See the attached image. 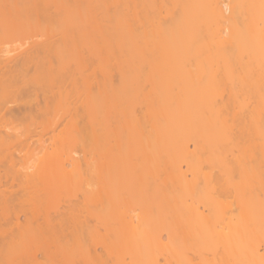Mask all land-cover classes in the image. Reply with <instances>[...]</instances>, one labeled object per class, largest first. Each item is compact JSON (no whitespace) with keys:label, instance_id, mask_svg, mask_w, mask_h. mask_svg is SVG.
Here are the masks:
<instances>
[{"label":"bare ground","instance_id":"1","mask_svg":"<svg viewBox=\"0 0 264 264\" xmlns=\"http://www.w3.org/2000/svg\"><path fill=\"white\" fill-rule=\"evenodd\" d=\"M55 1L0 0V34L7 35L21 30L25 25V16L29 17L26 24L28 28H38L42 21L48 24L55 21L61 16V9L66 4L64 1V4L62 1L61 4ZM99 1L103 17L108 18L109 21L111 19L110 22L117 20L120 30L124 28L123 19L130 21L128 24L134 20V25L135 22L138 24L144 22L143 25L140 23L141 27H144L141 28L142 30L127 28L131 30L128 44L129 46L132 44L137 55L132 53L125 63L120 62L123 65L119 63L116 67L101 64L103 66L101 113L103 114L100 123L98 120H96L98 124L90 121L88 129L94 124L92 133L90 131L89 136L86 134L95 143L96 140L93 139H96L98 133V140L99 132L101 133V151H99L100 147L97 148V151L101 152V163L99 162L101 165L98 162L96 166L94 165L95 176L93 174V178H97L95 180L97 183L100 184L101 181V192L95 189L100 194H96L90 199L91 201L83 200L72 204L77 191L89 188L90 183L93 185L96 182L94 180L91 182L90 178V181L83 179L78 182L64 180L60 172L70 166L80 167L81 163L78 162L79 160L75 162V158L68 155L65 149L64 152L62 149L58 152L52 151L49 156L47 154L48 140L63 123L66 128L79 129L84 126L82 124L84 121L80 123L78 119L80 116L76 117L78 114H71L74 118L69 114L72 117L70 119L67 114L56 115V118L54 116L52 128L50 127L52 136L48 139L44 138L46 134L37 132L36 127L39 124L37 116L32 115L30 123L35 125L36 130H33V133L35 131L34 134L38 135V138H34L33 133L27 137L21 132L2 130L0 126V245H18L24 251L36 247L37 249L31 254H27V261L30 264H44V261H47L46 264H67L69 260L67 255L57 258L60 246L95 243L103 235L106 242L108 240L116 246L117 243L127 241L133 245L134 240L136 244L142 242V245H147L145 247H149L148 244L151 245L152 242H155V246L158 243L157 246L161 247L162 251L165 250L164 253L168 252L165 253L168 256L164 257L166 263L170 264L174 258L176 262L183 259V249L175 251L177 249L170 244L171 242H167L172 246L170 250L169 244L162 241L164 235L162 236L161 233L145 236L143 234L140 238L132 231L135 220L139 219L145 223L152 212L159 211L160 215L161 210L162 212L181 210L176 213L177 215L185 210L187 213L205 217L204 210H208L218 213L212 224L215 228L214 235L212 234L210 238L213 246L218 244L223 247L232 261L239 262L241 259L249 258L255 264H264V252L261 253L259 244L250 246V242L245 249H241L242 245H238L240 242L238 239H241L242 234L245 235L247 226L250 225L249 220L258 226L261 221L264 222L262 220L264 207L260 206L263 205L262 202L257 211L243 207L249 198L264 194V180H261L264 177V45H262L264 44V12L258 9L263 7L264 0H208V2L203 0L206 2L205 6H200L202 0H171V8L169 9L168 6L165 8L167 17L164 15L166 19H162L165 26L160 27L158 33H154L157 27L151 26H157L158 20H155L163 14L161 10L152 11L153 9L148 8L154 0ZM71 2L68 3L72 5L70 8L78 7V4L81 7L82 1ZM255 4L261 5L258 7ZM111 5L114 6V10L110 9ZM52 8L54 10L51 11ZM185 15L191 18L193 24L186 30L183 29L185 24H179L180 19L176 22L179 17L183 22ZM170 20H174L172 23L174 27L172 24V27H167ZM42 25L44 24H41V27ZM163 28L166 30L164 31ZM101 32L104 34L102 29ZM103 34L101 37L104 40L106 34ZM108 39L110 38H106L105 41ZM194 41L202 46H199V49H203L200 51L202 50L201 54L204 55L199 54L202 57L187 60L186 57L176 56L177 50ZM259 42H262L260 46L257 45ZM52 45H44L41 52L24 51L27 53V57L24 54V59V56L22 59L18 58L19 53L0 60V92L11 93L12 101H17L20 95L32 91V96L22 104L17 102L15 107L0 105V124L6 120L15 123L17 122L15 119L20 118L22 114L41 115L44 107L47 109L50 102L56 101V99L52 101L53 99L45 94L44 87H38L30 82L44 80L43 82H47L46 85L51 87L55 81L62 79L53 63L52 54H55L56 48ZM251 97L252 101L255 99V103L252 104L254 106L251 111H249L250 107L246 111L249 106L247 101ZM186 103H198L200 107L192 108V115L188 117L184 115L186 114L184 110L180 109ZM235 107L241 111L235 109L234 116L232 111ZM235 111L240 114H236ZM245 111L248 114H244ZM230 112L238 122L233 121V124H229V119L226 118L224 122L221 121L223 124L220 122L217 123L219 125L214 124L215 120L216 122L223 120V117L220 118L223 114L232 115ZM84 115L83 120L88 117ZM87 120L85 124L89 122ZM95 125H101V130L95 129ZM210 127L211 129H208ZM136 129L137 138L129 139L126 132L135 133ZM198 129L203 140L209 138L206 140L207 143L221 134L223 143L217 144L216 147L213 144L212 147V142L209 143L210 145L207 143L204 145L201 143L202 138H199L200 142L198 139L196 142L194 140L195 143L191 147L187 143V137L191 132L196 133ZM86 138L82 139L84 145L88 141ZM95 150L93 149L94 152ZM26 157H33L36 163L15 168L16 162ZM86 159L85 163L90 167V160L88 157ZM204 160L209 170H204ZM250 173L255 176L253 181L251 180L252 184L247 179ZM155 182L160 183L152 187ZM57 192L71 194L68 200H63L68 203L56 201L54 205L49 206L53 194ZM205 192L209 194L206 199V196L204 200L202 196L198 197ZM215 193L222 195L223 198L214 195ZM137 210L140 212L137 213ZM209 213L212 215L211 212ZM117 214H120L123 217L120 218L122 222L126 221L131 228L124 225V229H117L116 226L105 222V218ZM201 220L203 222V219ZM165 222H168V219ZM208 222L209 220L206 223ZM170 223L162 226L169 232H167L169 241L170 238L175 240L173 237L175 232L172 234L170 230L171 227L173 229V223ZM98 225L102 227L104 225L102 233L98 231L97 227L101 229ZM142 227H138L139 230ZM259 229L262 230V227ZM139 230L135 231L140 233ZM131 231L137 235H134L137 238L133 237ZM261 234L264 240V229ZM235 236H238V239ZM173 248L175 250H172ZM109 250L105 251L109 252L115 264L138 263L133 254L130 261H126L124 255ZM244 252L246 256L243 257L241 254ZM104 260L106 261L101 258V264ZM227 261L230 263L229 259ZM242 261L245 260H241L239 264Z\"/></svg>","mask_w":264,"mask_h":264},{"label":"rangeland","instance_id":"2","mask_svg":"<svg viewBox=\"0 0 264 264\" xmlns=\"http://www.w3.org/2000/svg\"><path fill=\"white\" fill-rule=\"evenodd\" d=\"M47 1H51V2L53 1L54 2L55 0H47ZM60 1H62L63 4L65 2L67 5L65 4L64 8L61 9V11H62V12H60L61 16L59 18L57 17V19L55 21L49 22V24H48L47 22L42 21L43 18L41 17L42 18V19L40 18V20L42 21L41 24H44V25H42V27H41V24H39L40 26L38 25V28H28L26 26V24H27V20L29 17L25 16V18H24V20H25L24 24L25 25L22 27L21 30L15 31V32L7 34V35H1L0 34V60L3 59L4 57L7 58V56H9V55L15 56L16 54L18 55L19 53L20 54H19L18 58L22 59V56H24L23 57V59H24L25 55L27 57V53H29V52L33 53L36 51L41 52V50H42L41 48L44 45H46V44L52 45L53 44L54 47L56 48V50L58 51L57 52L55 50V54H52L54 56V57H52L53 63H54L55 69L58 68L60 78H62L58 82L55 81L54 85L51 87H48L46 85L47 82H45V83L43 82L44 80L43 81L41 80L42 82L38 81L36 83L34 81H30L31 84H34L38 87H40V86L44 87L45 89H43V90H44L45 94L47 96H50L51 99H53L52 101H54L55 99H56V101L50 102L47 109L44 107L41 110V112H43L41 115L40 114H38V115H36V114H22L20 116V118L15 119V121H17V122L13 123L11 120H9L11 122L6 120L4 122H1L2 124H0V126H2V130L6 129L5 131L8 130L11 132H13V131L21 132L23 135H26L28 137V136L32 135L33 130H36L35 125H33V124L31 125V123H30L31 117H32V115H33V117L37 116V120L39 121V124L36 127L37 132H42L43 134H46L44 138L48 139L52 136V131H51L52 126L51 125H52V121H54L53 120L54 116L56 118L57 117L56 115L67 114L68 118L70 119L72 117L74 118V115L72 116L71 114H78L76 117L80 116L78 118L80 120V123H81V121L85 122L88 119L87 120V122L89 121L87 123L88 125L83 122L82 124H84V126L79 127V129H77L75 127L66 128L64 126L65 124L63 123V125H61L58 129H56L53 137L48 140V142H47L48 143V153L47 154L49 156V154L52 151L58 152L59 150L63 149L62 151L64 152V149L67 150L68 151L67 154L72 156L73 158H75L74 159L75 162L79 160L78 162L81 163V166L80 167H71L70 166L68 169L61 171L60 175L64 178V180H67V181H73V182L77 181L78 182V181H81L83 179H85L84 181H86V179L89 180V178H90V180L92 182L93 180L94 181L97 180V178H93L95 176V169L94 168H96V167H94V165L96 166L101 161V158H100L101 152H99V151H101V139H100L101 133L99 132L98 140H97V137H98V133H97L96 139H93V141L96 140V142L93 143L91 141V138L88 136L92 133V127L94 124L92 126H90L91 129L90 128L88 129V127L92 121H94L95 124L100 123L99 120H101V114H103V112L101 113V68L103 67V66H101V64L102 65L107 64V65H112V66L116 67V64H119L120 62L125 63V61H127L128 58L131 57L132 53H133V55H134V53L137 55V53H136L137 51L135 50V52H134L135 48L133 49L132 44H130V46H129L128 42L130 39L129 36L131 34L130 31L132 30V28L134 27L133 29H135V31H139V29L142 28L141 24H140L142 22H140L139 24H138V22L137 23L135 22V25H134V20H133L130 23L131 25H133V26H131L130 24H128L130 21H128V20L126 21L125 19H123L124 20L123 21L124 22V28L123 29H125V28L126 29L120 30L118 27L120 24L117 23V20L114 21L115 20L114 19V20H112V22H110L111 19L109 21L108 18L103 17V14L101 12V2L99 0H95V2H93L94 0L93 1L92 0H85V1L80 0L83 2V3L82 2L80 3L81 7L78 4L79 8L76 6V7H73L74 9L70 8L72 5H68V3H72L71 2L72 0H69V2L67 0H56L55 2H60ZM80 1L78 0V3ZM202 1H200V2H202ZM90 2H91V4H89ZM98 2H100V3H98ZM168 2H170V3H168ZM168 2H167V0H163V1L162 0H154V2L152 4H150V6L148 7L151 10L153 9L152 11L161 10V12L163 14V15L158 16V17L162 16V18H158V17H157V19L154 18V19H156L155 21L158 20L157 21L158 24L156 22L154 24V25L157 24V26H151L152 28L157 27L154 30V33H158L161 30L160 27L162 28L165 26L162 23V19L163 18L166 19V17H167L166 16L167 11L165 10V8L167 6H168V8L170 7L171 0H169ZM206 2H208V0ZM206 2L203 1L202 4H200V6H205ZM60 4H61V2H60ZM262 4H263L262 5L263 7H261V9L259 7L261 4L259 6H258V4L257 5L255 4V6L259 7L258 8L259 11L263 10L262 11V13H263L264 12V3H262ZM171 6H173V5H171ZM113 8H114V6L111 5L110 9H113ZM255 9L258 10L257 8H255ZM255 9H254V11H256ZM52 10H54V8H52L51 11ZM140 10H141V8H140ZM112 13H113V11H112ZM198 13L201 15L200 11ZM185 16H183V17H185ZM179 19L181 22H179ZM199 19H201V18H199ZM164 20H163V22H166ZM177 20H176V22H179V24L180 23H181V25H182V23L185 24V26L183 25L184 30L188 29L191 25H193L191 18H189L188 16H186L184 18L183 22L181 20V17H179ZM170 21H172V20H170ZM170 21H168L169 24H167V27L173 26L172 23H174L173 22L174 20L171 23H170ZM200 21H202V20H200ZM106 22H107V24H105ZM109 23H111V24H109ZM114 23L116 24V26ZM143 23H142V25H143ZM171 24H172V26H171ZM262 24H263V22H262ZM136 25L139 28H137ZM260 25H261V23H260ZM127 28H130L131 30L128 29L129 30L128 31ZM101 29H102V31H104V34H103V32H101ZM110 29H111V31H110ZM157 29H159V30H157ZM163 30H164V28H163ZM128 33H129V35H128ZM101 34H103V35L106 34L105 35L106 37L104 40L101 37ZM112 37H113V39H111ZM106 38H110V39L105 41ZM109 40H110V42H109ZM260 44H262V42H259L257 45L260 46ZM262 45H264V44H262ZM262 45H261V47H263ZM199 46L202 47L200 45V43L194 41L192 44H189L188 46L186 45V46L181 47L179 50L176 51L177 53H175V54L179 58L186 57L187 60L200 58V57H202L201 55H204V54H201L203 49L200 48V49H202L200 51ZM263 49H264V47H263ZM26 50H28V52L24 53V51H26ZM199 54H201V55L199 56ZM104 58L110 60V61H108V60L106 61V62H109L110 64L104 62L106 60ZM102 60H104V61H102ZM182 60H184V58ZM113 64H115V65H113ZM121 65H123V64H121ZM39 93H40V95H42L41 91ZM12 96L13 95L11 93L0 92V105H1V107H5L6 105L15 107L18 104L17 102H20L22 104L24 100H27L28 98H30L32 96V91H29L27 93H24L23 95H20V97H19L20 99L17 101H12V98H13ZM249 99L250 100L247 99L248 100L247 106L248 105L249 106L246 108V111L248 110L249 107H250L249 111H251V109L254 106L252 104H253V102L255 103V99H254V101H252V97ZM250 102H251L252 106L250 105ZM183 106H184V108H183ZM183 106H181L180 109H183L184 112L186 113L184 115H187L188 117L190 115H192L191 113H192L193 109H197L200 107V105L198 103H191V104L186 103ZM194 106H196V107H194ZM235 109H236V107L232 111L233 114H234ZM236 110L238 111V109H236ZM240 111H238V112H240ZM246 111H245V113L242 112V114L243 113L248 114V112H246ZM238 112H236V114H240ZM69 114L72 117H70ZM86 114H88V115H86ZM89 114H91V115H89ZM104 114H105V112H104ZM233 114L232 115L226 114L227 116L225 114H223L226 117L224 118V116L222 115L220 118L223 117L222 118L223 120H220V118H218L220 121L216 122V120H215L214 124L216 125L219 122L221 124L222 123L221 121L224 122V119H226V118L229 119L228 120V123L230 122L229 124H231L233 121H237V120H234L233 117L235 116V114H234V116H233ZM83 115L88 116L87 119L85 117L84 118L85 120H83ZM230 116H232V117H230ZM94 117L97 119H95ZM167 117H168V115H167ZM96 120H98V123ZM235 123L236 122H234V124ZM217 125H219V124H217ZM33 126H34V128H33ZM96 126H97V128H96ZM100 127H101V125L100 126L95 125V129L99 128L98 130H101ZM208 129H211V127ZM86 130L89 132H87ZM45 131L47 133H44ZM90 131H91V133H90ZM197 132L193 133V134L191 132V135L190 134L188 135V137L190 136L189 137L190 139L187 137V143H189L191 145V147H193V144L197 141V139H198V142H200L199 138L200 139L202 138L201 133H199L201 131L198 129ZM34 133H35V131H34ZM251 133H252V131L250 132V135H251ZM84 135L87 136V138ZM126 135L129 139L134 140L138 136V131L136 129L135 133H134V131H131L130 133L126 132ZM221 135L220 136L218 135L219 137L216 136L217 137L216 139L214 138L215 140H217L216 144H215V140L213 138L210 139V141L212 142V145H211L212 147H214V145L216 147L217 144L223 143ZM34 138H38V135L34 134ZM85 138L88 141L85 142V145H84V144H82V141H83L82 139H85ZM89 140H90V142H89ZM192 140H193V142H192ZM194 140H195V142H194ZM206 140H209V138H206L205 140H203V138H202L201 143H203L205 145V143H207ZM88 142H89V144L92 142L91 145L87 144ZM211 142H209V143H211ZM97 143H99V144H97ZM209 143H207V144H209ZM207 144H206V146L208 147ZM83 145L86 148L82 147ZM99 147H100V150L97 151L98 150L97 148H99ZM93 149H96L95 150L96 153L93 151ZM85 155H86V158L88 157V159L90 160L89 161L90 167L88 166L89 168L87 167V165L85 163V161L87 160L85 158ZM32 158L26 157L25 159H21V160L17 161L15 164V168H22V167H25L27 165H34L36 162ZM84 158H85V160H84ZM202 162H201V164H203ZM204 163L205 164L203 165V168H205L204 170H207L208 168H206L207 165H206L205 160H204ZM2 173H4V170H2ZM93 174H94V176H93ZM91 176H92V178H91ZM254 177L255 176H253V174L250 173V175H248L247 179H248V181L250 180L249 182L251 183V180L253 181ZM261 180H264V177H262ZM96 183L93 184L94 186L97 185V186H95L96 188L93 185H91L92 183H90V186H88V187L89 188L92 187V188H90V189L86 188V189L77 191L76 196H74L73 197L74 199H72L73 200L72 204H74V202L78 203L79 201L81 202L83 200L93 199V197H95L96 194L97 195L100 194L99 192H101L100 191L101 181H100V184L99 183L96 184ZM159 183L160 182L153 183L152 187L158 186ZM91 189H93V191H91ZM95 189L98 190L99 192L97 193ZM205 193H207V192H205ZM205 193H202L203 195L200 194V196H198V197L202 196V200H204L203 198H204V196H206L205 197V199H206L209 194L208 193L205 194ZM70 195L71 194H69V193L66 195L64 193H61V192L54 193L53 198H52L53 200L49 203V206L54 205L56 203V201L68 200V198H69L68 196H70ZM214 195L217 196L220 194L215 193ZM261 195H263V196H261ZM219 197L223 198L222 195H220ZM261 202L263 205H260ZM66 203H68V202L63 201V204H66ZM259 205L264 207V194H260L258 197L256 196L253 198L252 197L249 198L245 202L243 207L251 208V210L257 211L258 208H260ZM138 210H137V213L140 212V211L138 212ZM166 211L162 212V210H161L160 215H159V211L158 212L157 211L152 212V214L149 215V219L147 221H145L146 225H145V223H143L144 221H140L139 219H136L137 221L135 220V222L132 226L134 229H132V231H134L135 234H138V236H140V238L143 234L145 236L146 234H148V235H151V234H154V235L157 234L158 235L159 234L160 235V233H161L162 236L164 235L163 236L164 238L162 237L163 238L162 241H164L166 244H169L171 242L170 244L173 245V247L175 249H177V250H175L173 248L172 250L178 251L179 249L180 250L183 249V252H184L183 259H181V261L179 260V262H176L177 260H175V258H174L175 261L171 260L172 262L171 263L169 262L170 264H177V263L178 264H227L229 262V261H227L228 259L230 260V263H228V264H234V263L239 264V262H241V260H245V261H242L243 264H255V263H253L254 261L252 262L251 259H249V258H248L249 259L248 260L245 258L241 259L240 257L239 258L241 260L239 262L233 260V261H235L233 263L232 259H230L229 256L226 254L225 249L223 247H221L220 245H218L216 243H215L216 244L215 246H213L214 244H211L212 240L210 238L212 237V234L214 235L213 232H215V231H213V229L215 230V228L212 227L213 226L212 224H214L215 217L218 216V213L213 212V211L204 210V216L205 217L200 215V217H201L200 218L198 215L195 214L197 216L196 217L194 215V213H192V214L189 212L187 213L185 210H182L183 212H181V213L179 212L178 215L176 213H178V211H181V210H175V212L173 210L174 213L170 210H166ZM209 212H211L212 215H210ZM162 213H164V215H162ZM228 213L234 214V215L237 214L236 212L235 213L234 212H228ZM229 214H227V215H229ZM165 215H166V217H165ZM207 215H209V216H207ZM108 216H110V215H108ZM122 216H123V214H122ZM159 216H161V217H159ZM162 216L165 219L164 218L162 219ZM120 218L121 219L123 218V217H121L120 214L111 215L110 218L109 217L105 218V222L108 225L116 226L117 229H124L125 228L124 225L128 226V224L124 220H123L124 222H122V220ZM181 218H182V220H181ZM167 219H168L169 223L170 222L173 223L172 224L173 229L170 226L171 227L170 230H172L171 233L175 232L173 237H175V240L177 239L178 241H175L172 238H170V241H169L168 230L166 231V229L164 230L162 228V226L163 227L165 226L163 224L168 223V222L164 223V221L165 220L167 221ZM201 219H203V222ZM205 219H206V221H204ZM207 219L209 220L208 223H206L208 221ZM254 219H253V221H254ZM259 219L261 220V218H259ZM262 220L264 221V218ZM250 221L251 220H249L250 225H249V223L247 224V225H249V227L247 226V228L249 230L247 229L248 231L247 230L245 231L246 236L242 234L240 236L241 239L237 238L239 235L237 237L235 236L240 241V242L238 241L239 242L238 245H240V246L242 245L241 249H245L246 247L249 246L250 242H251L250 246H251V244H259V247L261 246L260 251H262L261 253H263L264 249L262 247H264V240L262 238L263 236L261 234V231L263 232L264 222H262V221H261L262 223L258 222L259 223V226H258V224L256 225L255 222H250ZM256 221H258V219ZM138 222H139L140 226L138 225ZM102 224H104V223H102ZM136 224L139 228H141V226H143L142 229L139 230V228L137 226H135ZM152 224H154V225H152ZM197 224H200V225H197ZM101 225H98V226H101ZM207 225H208V227H207ZM128 227L131 228V226H128ZM260 227H262V230L259 229ZM102 228H104V225H103V227L101 226V229L99 227H97L98 231L101 233L104 231ZM137 229L139 230V232L140 231L141 232L140 233L136 232ZM151 229H152V231H151ZM177 230L178 231L181 230L182 232L181 231L177 232ZM198 230H201V231H198ZM257 230H260V232ZM132 231H131V233H132ZM235 231L237 232V230H235ZM176 233H178V234L175 236ZM180 233H182V234L180 235ZM135 234H133V237ZM236 234H238V232ZM209 235H210V237H209ZM135 236H137V235H135ZM100 237L101 238H98V242L95 241V243L92 242V243H84L82 245L74 244V245L60 246L58 248V251H57V254H58L57 258H61V257H63V255H67L69 257L67 264H101V258L106 259V261H107L106 264H115L112 261L113 258H111V256H109V254H108L109 252L105 251L106 249L107 250L110 249L109 251H111L115 254H117V252H119V254L124 255L125 258L127 259L126 261H130V258L133 254L135 261L137 259V261H136V262H138L137 264H139V262H140V264H167L165 257L168 255L165 253H168V252L164 253L165 250L162 251L161 250L162 248L160 247L161 248L160 249L159 246H157L158 243H156V246H155L154 245L155 242H152L151 245L148 244L149 247H145L147 245H145L144 243H143L144 245H142V242L140 244L139 243L136 244L137 242L135 243V240H134V243L132 242L133 245L129 244L130 241L129 242L127 241L126 242L127 245H126V243L121 242L119 244L117 243V246H116L115 244L112 245L111 243H109L108 240H107V242H108L107 243L106 238L103 235H101ZM206 237L207 238L209 237V238L207 239ZM134 238H137V237H134ZM242 239H245V240H242ZM251 239H252V241H251ZM167 242H169V243H167ZM181 242H182V246H181ZM212 243H214V242H212ZM134 244H136V245H134ZM170 244H169V249H170V247H172V246H170ZM153 245L155 247H153ZM214 247H215V249H214ZM36 249L37 248L34 247L30 251H28V250L24 251V249L22 250L21 246H18V245H13V246H10L9 244L0 245V264H30L27 261V254L28 253L31 254ZM216 250H217V252H216ZM134 251L136 252V254H134L135 253ZM175 251H172V252H175ZM140 253H141V255H140ZM245 254H246V252H244V254L242 253L241 256L244 257V256H246ZM40 256H41V253H40ZM41 260H44V258H41ZM106 261L104 260L103 264H105ZM108 261L111 263H109ZM226 261H227V263H226ZM43 263L46 264L47 261H44ZM242 263H240V264H242Z\"/></svg>","mask_w":264,"mask_h":264}]
</instances>
